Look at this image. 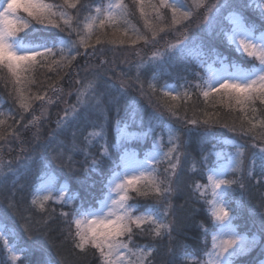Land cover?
I'll list each match as a JSON object with an SVG mask.
<instances>
[{
  "label": "snow or ice",
  "instance_id": "6c2138e0",
  "mask_svg": "<svg viewBox=\"0 0 264 264\" xmlns=\"http://www.w3.org/2000/svg\"><path fill=\"white\" fill-rule=\"evenodd\" d=\"M137 4L141 17H145V0H133ZM80 0H62V3H50L48 0H0V72H6L12 78L16 88V96L19 107L28 112L31 110L32 104L26 102L28 98L25 96L24 88L35 83L33 75L38 68H47L54 71L60 68L70 67L72 61L82 53L79 51L83 48L84 54L88 48H95L92 43V37L95 35V44L124 45L130 42L135 45L143 41L144 44H159L162 33L176 32L179 29L178 38L175 42L166 41L161 51L157 48L147 61L141 60L137 66V74L135 82L139 85L141 94L146 95L149 99L155 96L158 89L156 81L160 79L161 62L165 57L172 58L173 53L177 55H193L194 58L204 67V62L200 58L202 49L195 44L196 37H189V24L193 17L200 13L203 9L204 21L208 28H211L218 20L224 4L216 3V0H191L188 4L185 0H147V7L151 15L157 22L151 23L145 18L144 26L150 35L141 33L138 29L133 28V34L129 36L128 30H124L122 35L128 38H116V33L120 32L119 25L128 23V5L124 0H116L109 2L106 6L95 7V15H86L81 20L78 5ZM84 7H88L85 5ZM262 14H264V3L258 4ZM77 10L75 14L68 10ZM170 13V20H166L164 11ZM23 12L26 16H21ZM231 24L228 30H222L224 37L230 45H235L236 50L242 56H246L253 63L251 67L244 68L238 63H228L226 58L217 55L212 63L205 68L206 78H202V83H196L195 88L200 90V94L208 99L210 96L220 95L227 97L229 101H234L240 106V111L244 113V120H247L250 128H244L243 120L241 121V132L244 135L253 133L259 126L264 128V119L259 120V124L253 123L248 117V111L255 114L258 109L256 102L264 105V32L256 35V29L253 25L245 23L244 18L238 13H230L227 17ZM75 21V24L73 23ZM35 25L42 28H55L60 32L66 33L67 37H58L51 41L44 40L41 42L28 41V35H31L37 29ZM63 25V26H62ZM183 25V28L180 26ZM113 29V38H108L105 28ZM31 29L32 32H28ZM94 29H98L99 33ZM27 33L21 36L20 33ZM73 33L76 39H70ZM219 63L220 67L214 65ZM151 67L152 76L148 82L147 90H145L142 80V69ZM57 75L59 72L57 71ZM96 82L88 81L81 85L77 90V103L69 109H65L64 116L58 121L57 127H63L67 122L76 116L80 108L94 107L102 110V104L96 92ZM50 87H54L51 86ZM185 90L178 91L173 85L164 84L159 92L165 98L177 101L181 97L190 99L188 86L182 85ZM127 85L125 81H121L119 91L126 94ZM56 91H60L56 89ZM47 93L43 95H35L32 99L37 101H45L46 103L54 102L50 98L46 100ZM43 107V106H42ZM167 110L176 115L175 109L177 104L166 105ZM40 117L33 116V121H39ZM29 123H32L30 121ZM189 123L195 125L197 120L193 119ZM209 124V119L202 121ZM6 120L0 119V141L6 139L8 135L14 134L3 129ZM28 125L26 124L25 127ZM11 127V126H9ZM227 127V125H225ZM233 126L229 131H235ZM117 131L121 140H130L134 137L139 139L147 136L155 131L152 124L146 132L141 134H133L128 131L127 125L120 127L117 121ZM169 145L167 151L163 150L160 140L153 141V148L146 153L144 159H138L135 153L127 150L123 152L120 163L116 165L110 179L106 185L105 195L97 202L98 206L81 204L77 208L76 215L73 217L71 224L75 226L74 246L81 252L87 247L97 250L101 259V264H151L150 257L156 251L155 247L136 246L133 239L136 235H149L153 238L171 237L173 228L168 215L171 211L170 196L173 192V177L175 170L180 162V144L174 142L171 137L173 130L169 129ZM92 135V134H90ZM96 136H102V129L94 133ZM255 138L264 140V132L259 133ZM178 139V138H177ZM57 152L56 157L61 158L63 151ZM76 148V145H73ZM103 154H107V149ZM216 159L210 162L208 156H204L201 161L202 174L207 180V184L197 183L194 190L199 193L201 199L210 193V199H204V203L208 205V212L213 221L214 230L210 233L212 246L211 251L205 253L208 257L203 264H233L234 258L241 253L247 251L251 246L255 245L256 238L251 239L240 234L234 224L235 210L231 207L233 193L235 188L233 185L244 187V151L242 146H238L235 153H215ZM257 159H259V172L264 176V147L259 149L258 154H253L251 167L247 170V175L252 176L253 171L257 167ZM93 164L96 161L93 159ZM167 163L164 169L167 175L163 178L159 175L157 164ZM5 171V166L0 163V174ZM229 173L236 175L232 179L226 178ZM54 193H57L54 195ZM68 189L61 186L56 188L55 177L49 175L42 180V184L34 193L31 201L32 205L40 211H47L46 204L49 201L71 203L76 197L75 195L65 196ZM130 193H135L137 197L153 196L154 202L144 207L140 211V205L129 204L128 201L133 199ZM8 207L15 209L14 203L9 201ZM66 218L68 213H62ZM45 224L47 221L44 222ZM145 225L148 227L146 228ZM206 236L209 229L204 228ZM138 230V231H134ZM31 238V232L28 227L24 228ZM12 235V231L7 229L5 225L0 224V241L2 248L6 251L9 259L16 262L21 259L18 253L24 249L18 248L15 242L10 243L8 237ZM72 235V233H69ZM126 238V239H125ZM182 259L193 264L195 258L185 253Z\"/></svg>",
  "mask_w": 264,
  "mask_h": 264
},
{
  "label": "trees",
  "instance_id": "16d2710c",
  "mask_svg": "<svg viewBox=\"0 0 264 264\" xmlns=\"http://www.w3.org/2000/svg\"><path fill=\"white\" fill-rule=\"evenodd\" d=\"M89 1L91 4L98 2L97 0H80L78 5L80 17L86 16L89 12L88 9H91L84 7ZM59 2L62 3V0ZM227 2L228 5H231L229 8L238 9L243 13L247 24L253 25L259 32H264V16L251 8L249 3L246 4L248 0H227ZM68 11L75 14L77 10L69 9ZM137 12L138 10L134 8L133 14H131L133 20L138 26L140 25L143 33L150 35L144 24L138 20L141 17L137 15ZM166 20H169L168 17ZM73 23L75 24V21ZM35 28L37 29L36 34L31 35L35 37L34 40L50 39L49 41H51L58 37L69 38L66 33L55 28L45 29L40 25H35ZM200 31L192 34L189 30L188 34H191L189 37L196 33L200 34ZM20 35H27V33L22 32ZM108 36L113 38L109 32ZM199 36L204 44L210 43L204 34L201 33ZM116 38L124 39L119 35H116ZM95 39L96 36L92 38V43L95 45L93 50L97 55L98 66H100L98 56H105L106 62L103 68L93 69L89 65L84 70L74 63L70 67L54 71H49L47 68L37 69L33 75L35 83L24 88L25 96L28 98L26 102L32 104L31 110L28 112H24L19 107L16 96L18 86L13 84L12 78L6 72H0V98L5 102L10 101L13 112V115L6 119L3 129L7 132H12L14 129L13 135H8L5 140L0 141V151H14V149L18 151L19 148L23 150L22 154L15 159L16 161H0L5 166L4 173L0 174V220L7 229L12 231V235L9 236L10 242H15L18 248L24 249L19 264H101L96 249L89 246L81 252L75 248V226L71 224V221L76 215L75 210L81 204L97 206V202L105 195L108 178L116 169L119 161L120 153L116 147L115 126L117 121H119V125L128 122L134 109L130 108L126 101L131 99L130 96L137 98L135 95L137 90L131 86L127 87L126 94L120 92L121 97L113 98L111 96L106 85L107 83L118 85V83L115 84L113 78L118 79L119 70H122L123 65L117 57L124 56L126 58V54L119 52V49L123 48L119 45L95 44ZM213 48L219 56L227 58L230 62H237L245 67H251L253 63L251 60L250 63H247L249 58L242 56L224 41L216 43ZM57 71L59 75H57ZM160 71L164 78L169 79V82L186 83L191 86L190 99L182 98L172 101L157 92L149 101H138V105L135 107L137 111L141 110L146 114L148 110L144 111L148 109L147 105L150 103L149 114L154 112L156 114L154 118L158 116L165 118L164 115L167 113L163 109L166 105H178L174 116L176 121L173 123L180 130V151L182 154L179 166L175 170L173 192L170 196L172 208L168 220L173 222V231L170 238L168 236L153 238L147 234L136 235L132 246L155 247L156 251L149 258L151 264H189L188 261L182 259L185 253L195 258L193 264H203L202 251L209 248L210 242L201 225L209 229V232L214 227L208 212V205L204 203V199H209V197L206 195L204 199H201L199 193L194 190L197 183L207 184V180L202 174L201 161L204 156H208L210 160L211 151L216 145L212 138L215 139V137L244 140L246 143L240 142L245 146L248 156L253 151L259 152V149L264 147V140L255 138V136L264 132V128L258 126L253 133L244 135L240 128L241 121L243 120L244 128H250L251 125L247 120H244V113L240 111V106L231 103L218 104L210 99L205 100L200 94V90L194 86L199 82L200 70L189 58L176 55L171 60H164L161 62ZM76 73L81 80V85L94 80L97 85L96 92L105 94L100 96L102 110L94 107H81L76 116L71 118L70 123L63 128L53 126L52 122L48 123L47 127H45L46 125L38 127L39 125L37 126L36 123L29 129L25 127L30 121L33 122V116L41 115L42 106H45L46 103L32 99L35 95H43L46 92V100L49 98L61 100L59 109L54 111L53 108L50 112L51 115L62 116L65 109H69L77 103L74 93L72 96V92L64 94L60 88L63 80L73 78ZM130 73H133L132 70ZM134 74L136 76L137 73ZM142 80L146 85V80L143 78ZM50 85L54 87H50ZM56 89L60 91H56ZM103 89H107V93L102 92ZM72 91L74 92V88ZM157 100L163 106L159 105ZM151 104L163 108L162 111ZM256 108L258 111L253 115L249 114L248 117L252 119L253 123L259 124V120L264 119V105L257 101ZM193 119L198 123L195 125L189 123ZM205 119H209V124L202 123ZM187 125L189 128L185 130L184 127ZM233 126L236 130L229 131ZM100 129H102L103 135L99 138L88 135ZM30 135L34 138H29ZM103 137L106 138L107 154H103L105 149H102L99 144ZM250 143L260 145L250 147L247 145ZM74 144L76 145L75 149L73 148ZM61 146H63L62 157L54 158L61 150ZM146 147L136 145L138 149ZM93 159L96 161L95 164L92 163ZM46 167L52 168L59 180L69 185V194L76 197L72 204L52 202L46 207L47 211L43 212L32 205V194L38 183V176ZM166 167L167 165L163 167L162 172H159L161 178L167 175L164 171ZM249 167L244 164V187L240 188L235 185L231 207L235 210L234 224L237 231L250 239L255 237L257 243L238 255L233 261L234 264H258L264 254V176L254 170L252 176L249 177L247 175ZM234 176L232 175L230 178L232 179ZM131 196L133 197L131 202L138 203L141 206L140 209L152 204L155 199L153 196L137 197L135 193H132ZM10 200L14 203L15 209L8 207ZM65 212L68 213L66 218L62 215ZM45 221H47L46 224ZM25 227L29 228L31 238L24 231ZM145 227L148 226L145 225ZM134 231L138 230L134 229ZM0 264H11L2 248V241H0Z\"/></svg>",
  "mask_w": 264,
  "mask_h": 264
},
{
  "label": "rangeland",
  "instance_id": "374dc122",
  "mask_svg": "<svg viewBox=\"0 0 264 264\" xmlns=\"http://www.w3.org/2000/svg\"><path fill=\"white\" fill-rule=\"evenodd\" d=\"M97 1H98L97 3H92V4H91L90 1L87 3L88 8H91L90 10L88 9L89 12H88L87 15H89V14L95 15L94 9L97 6H102V5L106 6L109 2H116V0H97ZM48 2H50V3L54 2L56 4H60L59 0H48ZM124 2H125L126 5H128V11H129V15L127 17L128 23L119 25V28H120L121 31L117 32L116 35H119V37H121V36L124 37L122 35V32L124 30H128L129 36H131L133 34V28L138 29L141 33H143L141 31V29H140L141 28L140 25L138 26L136 21L133 20V18H132L133 16L131 15V14H133L132 11L135 8L136 10H138L137 15L141 17L137 4L133 3V0H124ZM153 2L158 3V0H153ZM185 2L190 4L191 0H185ZM216 3L224 4L225 7L221 10V14H220L218 20L216 21V23L213 24V26L211 28H208L207 24L204 21L203 9H201L200 13H198L196 16L193 17L192 21L187 22L189 24V29H190V32L192 34L195 33V32L198 33V30L199 31L201 30L200 32L202 34H204L206 36V38L210 41V43L208 45L204 44V41L199 36L201 33L198 34V35L196 33V35L192 36V37H196L197 38L196 41H195V44L199 45L200 48L202 49V55H201L200 58L204 62V65H205L204 67H201L200 64L197 62V60L194 58V56L197 55V53H193V55H187V54L180 55L182 57L184 56L186 58H189L190 60H192L198 66V68L200 70L199 82L198 83H202V78H206L205 68L208 66V64L212 63L213 59L218 55L217 51L213 48V46H215L216 43L224 41L229 47H232V48H234L236 50V46L229 44L228 40L224 37L223 31H222V30H228V29L231 28V24H230L229 20L227 19L229 14L230 13H238L239 15H241L244 18V21H245V17L243 15V13L241 11H239L238 9L229 8L231 5H228L227 0H216ZM248 3H249V6L251 8H254L255 10L258 11V13L260 15L264 16V14L261 13V11H260V9L258 7V4L264 3V0H248V2L246 4H248ZM225 8H227V9L225 10ZM149 12H150V10L147 7V0H145V13H146V16L145 17H141V19H138V20L144 24L145 18H147V19H149V21L151 23H153V24L157 23L151 15H148ZM20 15L21 16H26V14L23 13V12H21ZM164 15H165L166 18L168 17V19L170 20V13L169 12H166V13L164 12ZM82 19H83V17H81V20ZM245 23H247V22L245 21ZM180 28H183V25H181ZM30 30L31 29H29L28 31H30ZM94 31L97 32L98 29H94ZM104 31L107 32V34L109 32V34L111 36H113V29L112 28H109V27L106 26ZM260 33L261 32L256 30V35H260ZM34 34H36V32L32 33L31 35H34ZM144 34H146V33H144ZM31 35H28V37H27L28 41H34V42H37V43L41 42V41H44V40H34L35 37H33ZM178 35H179V29H177L176 32L162 33L161 36L163 37V39H160L159 44H155V45L151 44V43L144 44L143 41H141L140 43H137L134 46L131 45L130 42H126L124 45H119V46H121L123 48L124 47L126 48V49H123V48L119 49L120 50L119 52H121V53L124 52L126 54L125 55L126 58H124V56L117 57L119 59L118 61H120L122 63L123 68H122V70H119L120 73L118 75L119 76L118 79L113 78V80H114L116 85L118 83L117 86L119 88H120V85H121V81L123 80V81H125L127 87H131L132 86L131 88H134V89L137 90V92H135V95H136L137 98H132L133 96H130L131 99L126 101L127 105L130 108L134 109V110L131 112V114H130V116L128 118V122L126 124H121L120 127L123 128L125 125H127L129 132H131L133 134H141V133H144V132H146L148 130L149 124L151 123L152 126L155 128V131L150 133L147 136H142L139 139L135 138V135H134V137L132 139L122 141L120 136L118 135L117 125H116L115 126V130H114V134H115V141H116L117 151L120 153L119 154L118 163H120V158L123 155V152L125 150H127L130 153H135L136 157L138 159H141V160L144 159L146 153H148L149 151L152 150L154 139L155 140H160L161 143H162V146H163V150L167 151L168 148L170 147V145L168 143V141L170 139L169 131H168L169 129L173 130V135H172L171 139L174 142H178L180 144V130L173 123V121H176V118L167 110V107H165V109H163V108H161L159 106H155L154 104H151V106H153V107L155 106V108H158L159 110L161 109V111L163 109V111L167 113V115L163 114L165 118L159 117V116L154 118L155 115H156L154 112L152 114H149V105H150V103H149V105H147L148 109H146L144 111V112H146L148 110V112H146V114H144L141 110L137 111L135 109V107L138 105V101H140V102L144 101V100L149 101V97L146 96V95H142L141 94L140 87L135 82V77L136 76L134 74L135 72L137 73V66L140 64L142 59L147 61L148 57L151 56L153 54V52L157 48H159L162 51L163 50V45L165 44V42L166 41L175 42V40L178 38ZM190 35L191 34H189V36ZM22 36H25V35H22ZM192 37H190V45H191V38ZM108 38H112V37L108 36ZM70 39H73V40L76 39L75 33H74V35L72 37H70ZM124 39H125V41H128L127 37H124ZM49 40L50 39H48V41ZM79 51L82 54L77 56L76 59L72 61V64L76 63L77 67L84 68V70H86V68L89 67V65H91L93 69H96V67L102 69L103 65H105V62H106L105 61V56H101V55H99L100 57L98 56V58H100V61H99L100 63H98V64H100V66L97 65V55L95 54L93 48L90 47V48L87 49V53L88 54H84L85 50L83 48H80ZM129 51H130V55H129ZM176 55L177 54L173 53V56H172L171 59H173ZM116 56H118V55H116ZM171 59H169L168 57H165L164 60H171ZM248 61L249 62H247V63H250V59ZM226 62L233 63V62L228 61L227 58H226ZM235 63H237V62H235ZM238 64H240V63H238ZM106 65H108V64L106 63ZM240 65L242 67L246 68V69L249 68V67L243 66L242 64H240ZM108 67L111 68L109 65H108ZM214 67L219 68L220 67L219 63H216L214 65ZM38 69H44V68H38ZM127 69H129L130 71L132 70L133 73H130V71L127 70ZM160 73H161V71H160ZM77 76H78V74L76 73V75H74L73 78H66L65 80L62 81V84H61L60 87H61V91H63L64 94L67 93V92H69V93L72 92L71 96L74 93V95L77 98V90L81 88V84H80L81 80H79V78ZM142 76H143L142 78L145 79L146 82H147L146 85H144L145 90H147L148 82H149V80L151 79V76H152V70H151L150 66L148 68H143L142 69ZM33 79L35 80V78H33ZM164 84L173 85L180 92H183L185 90L183 87H181L182 85L188 86V91L190 90V87H191L190 85H187L186 83L176 84V83H173V82H169V79L167 77L164 78L162 73H161L160 79L158 81H156V87L158 89L157 92H159V89ZM117 86H115L113 84L110 85L108 83L106 85L109 93L111 94V96L113 98H115V96L121 97L119 88ZM72 88H74V92L72 91ZM107 89L106 90L103 89L101 91L104 92V93H107ZM97 94H98L99 99H100L101 95H105V94H101V93H97ZM159 95L162 96V94L160 92H159ZM182 98L183 97H181L180 99H182ZM116 99H118V98H116ZM180 99H178V100H180ZM209 99L213 100L214 102H218V104L219 103H231L233 105L235 104L234 101H229L227 99V97H221L220 95L210 96V97H208V100ZM52 101H54V102L45 103V106L42 107L41 115L38 116V117H40L39 121L38 122L37 121H33L31 124L29 123L28 126H27L28 129L30 127H32V125H35V123H36L37 126L39 125L38 127H40L42 125L43 126L46 125L45 127H47L52 122V125L57 127L58 121H60L61 118L64 115H62V117H60L57 121L54 120V119H57L56 117L58 115H56V114L51 115L50 112H51V110L53 108H54V111H55V109H59V107L61 105V100H58V98H56V99H52ZM157 103L159 105L163 106L161 103L158 102V100H157ZM249 114L253 115V113L251 111H248V115ZM12 115H13V112L11 110L10 101L7 100L5 102L2 98H0V119L6 120ZM70 121H71V119L67 122V124L65 126H67L70 123ZM182 124H184V123H182ZM65 126H63V127H65ZM63 127H57V128H63ZM188 128H189L188 125L184 127L185 130L188 129ZM94 133L92 134V132H91L88 135L92 134L91 136L93 138H99V136L94 135ZM29 138L33 139L34 137L30 135ZM238 139H233V138H229V137H225V138H221V137L216 138L215 137V139L212 138L213 143H215L216 145H214V148L211 151L212 154H211L210 162H214L215 161V159H216V156L214 155L215 153H224L226 155L228 153H235L237 147L238 146H242L243 147V151H244V164L245 165L247 164L248 166L251 167V160H252L253 154H258L259 152L253 151L250 154V156H248V153H247V151L245 149V146L243 145L246 142L244 140H241V139L238 140ZM91 140H93V139H91ZM105 143H106V138H104V137L101 138L99 144L101 145L102 149H105V147H106ZM136 145H140L141 147H144V146H147V147L146 148H142V149H138V148H136ZM247 145L250 146V147H254V146L260 145V144H251L250 143V144H247ZM22 151L23 150L21 148H19L18 151H16L15 149H14V151L11 150V151H7V152H3V151L1 152L0 151V161H6V162H9V161H12V160L16 161L15 159L17 157H19L20 154H22ZM166 165H167V163H160V164H157L156 166L160 170L159 172H162L163 167L166 166ZM258 165H259V159H257V167H256L255 171H259ZM49 175H53L55 177V186H56V188H59V187L63 186V187H65V188H67L69 190V185L67 183H65V182H61L59 180L58 175L56 174V172L52 168L46 167L45 170L41 173V175L38 176L39 177L38 183L36 184V186H35V188L33 190L32 199H33L34 193L38 190L39 186L42 184V180L46 179ZM111 175H110V177H111ZM232 175L234 176L236 174L235 173H229L226 178L231 179L230 176H232ZM110 177L108 178V180L110 179ZM107 183H108V181H107ZM107 183H106V185H107ZM233 187H235V185H233ZM56 194L57 193H54V195H56ZM131 194L132 193H130V195ZM68 196H71V194H69V191H68L67 195L65 196V199H67ZM207 196L209 197V199L211 198L210 193ZM73 201L71 203H67V204L66 203H62V204L69 205V204H72ZM50 203H52V201H49L46 204V207ZM57 203H61V202L57 201ZM128 203L129 204L139 205L138 203H134L133 201L131 202V200L128 201ZM97 206H98V204H97ZM139 210L143 211L144 207L142 209H139ZM0 224L5 225L1 220H0ZM213 230H214V228H213ZM213 230H211L209 232V234H208L209 242H210L209 243L210 244L209 248L206 251H202L204 261L208 259V257L205 255V253L208 252V251H211L212 240H211V234L210 233ZM8 239H9V237H8ZM9 242H10V240H9ZM256 243H257V241H256ZM256 243H255V245H256ZM255 245H253V246H255ZM140 246H143V245H140ZM130 247H134V246L130 245ZM18 254L20 255L21 258L23 257L22 252H20ZM6 255H7V253H6ZM7 258L9 260V262L11 264H13V262L9 259L8 255H7ZM20 260L14 262V264H19ZM233 264H234V262H233ZM258 264H264V254H263V257H261V259L259 260Z\"/></svg>",
  "mask_w": 264,
  "mask_h": 264
},
{
  "label": "bare ground",
  "instance_id": "6f19581e",
  "mask_svg": "<svg viewBox=\"0 0 264 264\" xmlns=\"http://www.w3.org/2000/svg\"><path fill=\"white\" fill-rule=\"evenodd\" d=\"M61 88V87H60ZM60 117H62L61 115H58L56 118L57 119H54L55 121H57Z\"/></svg>",
  "mask_w": 264,
  "mask_h": 264
}]
</instances>
